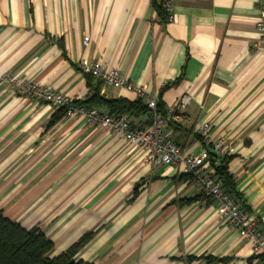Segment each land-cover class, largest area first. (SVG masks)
<instances>
[{
	"label": "crops",
	"instance_id": "obj_1",
	"mask_svg": "<svg viewBox=\"0 0 264 264\" xmlns=\"http://www.w3.org/2000/svg\"><path fill=\"white\" fill-rule=\"evenodd\" d=\"M160 1L0 0V75L76 101L88 95L82 60L117 67L157 100L178 78L160 96L164 110L189 98L170 138L198 155L206 145L196 127L208 124L200 137L222 140L236 190L264 232V48L256 30L264 0H169L173 18L164 23L152 6ZM100 94L139 98L107 85ZM56 109L0 85V212L38 227L53 255L93 231L77 258L94 264H264L219 216V203L181 177L182 164L155 165L82 117L47 127ZM149 113L121 116L147 128Z\"/></svg>",
	"mask_w": 264,
	"mask_h": 264
},
{
	"label": "built area",
	"instance_id": "obj_2",
	"mask_svg": "<svg viewBox=\"0 0 264 264\" xmlns=\"http://www.w3.org/2000/svg\"><path fill=\"white\" fill-rule=\"evenodd\" d=\"M164 9L168 14V21H171L173 15L169 0L164 2ZM256 30L260 36V46L264 48V6L259 8ZM83 44L86 45V41ZM79 68L82 72L101 80L103 85L133 91L144 100L149 108L151 124L147 128L136 127L128 117L113 116L97 107L78 105L71 96L31 80L2 74L0 75V85L7 82L15 88L18 94L31 96L35 100L50 104L55 108H64V116L82 117L88 125L109 128L112 132L122 135L130 143L139 146L145 153L146 160L152 161L155 165L182 164V172L192 174L193 184L219 203V216L226 218L231 226L239 229L253 254L264 256V232L258 226L257 219L238 201L222 191L220 182L214 177V170L210 166L207 151L204 150L198 155L187 154L183 147L169 136V125L183 119V110L187 106L189 98L182 96L173 106L166 108L165 114L162 115L157 110V95L147 92L143 87L127 82L121 77L117 67H104L97 61L82 60ZM196 132L200 136L208 137V124H199L196 127ZM211 144L213 152L227 154L222 140L212 141Z\"/></svg>",
	"mask_w": 264,
	"mask_h": 264
},
{
	"label": "trees",
	"instance_id": "obj_3",
	"mask_svg": "<svg viewBox=\"0 0 264 264\" xmlns=\"http://www.w3.org/2000/svg\"><path fill=\"white\" fill-rule=\"evenodd\" d=\"M165 1L166 0H162L159 4H152L153 9H155L163 23L169 22L168 14L164 9ZM84 78L88 89V95L83 101H76V104L86 107L102 108L109 115L113 116L149 113V108L143 102L142 98L139 97L133 101L121 97L104 98L100 94L103 86L102 81L87 73H84ZM178 81L179 79L177 78L173 82L167 83L160 90L159 98L157 100V110L162 115L165 114V110L164 105L160 100V96L165 89L178 83ZM149 114L151 116V112ZM64 115V108H57L50 117L47 127L54 125ZM197 137L204 145H206L205 149L208 154L210 166L214 170L215 179L221 184L222 191L228 196L233 197L249 212L241 194L236 190L232 175L228 172V162L231 156L228 154H217L213 152V146L211 143L206 144L199 135H197ZM181 177L189 180H192L193 178L192 174L185 173ZM136 193L137 189L135 188L129 201L135 197ZM197 198L198 197L196 196L186 198L181 200L179 204L190 203ZM94 236L95 232L93 231L85 232L66 250L53 255V243L46 238L44 233L38 227L26 230L22 228L20 224L3 216L0 212V264H94L77 258V254L93 239Z\"/></svg>",
	"mask_w": 264,
	"mask_h": 264
}]
</instances>
